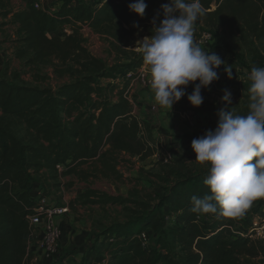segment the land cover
Masks as SVG:
<instances>
[{
  "label": "trees",
  "instance_id": "trees-1",
  "mask_svg": "<svg viewBox=\"0 0 264 264\" xmlns=\"http://www.w3.org/2000/svg\"><path fill=\"white\" fill-rule=\"evenodd\" d=\"M27 1L24 9L3 14L17 28L16 56H28L31 64L52 58L72 62L75 77L56 88L0 78V112L12 116L35 137L25 141L0 124V264H51L32 261L29 251L37 235L28 216L39 198L49 197L39 185L41 170L57 171L63 164L66 173H71L76 166L107 155L113 159L108 158L109 162L116 163L122 153L142 158L154 154V147L141 136L146 122L135 113L130 99L113 100L107 92L114 86L101 84L102 78L114 80L134 73L143 58L138 64L107 66L85 47L81 33L87 26L121 45L132 44L138 30L133 21L139 14L129 5L136 0H63L55 10L37 8L34 0ZM200 2L205 12L197 20L213 33L214 41L215 29L224 26H236L245 33L264 30V0ZM145 3L161 21V5L171 0ZM127 85L128 81L122 87ZM206 175L199 172L175 181L157 204L137 202L143 208L141 213L105 228L87 249L84 264L100 258L106 264H245L244 256H259L264 252L260 240L228 232L237 223L235 217L190 211L193 195L209 193L203 183ZM36 188H40V196L35 194ZM106 200L114 197L106 196ZM262 214L264 197L254 200L239 216ZM165 220H172V225L165 227Z\"/></svg>",
  "mask_w": 264,
  "mask_h": 264
},
{
  "label": "rangeland",
  "instance_id": "rangeland-1",
  "mask_svg": "<svg viewBox=\"0 0 264 264\" xmlns=\"http://www.w3.org/2000/svg\"><path fill=\"white\" fill-rule=\"evenodd\" d=\"M40 1L42 7L50 10H53L57 3L60 6L63 4V0ZM27 3V0H3L0 6V78L54 88L72 81L75 77L70 70L72 62L64 64L52 58L46 63L31 64L28 63V56H16L17 28L3 14L7 10L20 11ZM215 8L213 5V9ZM153 17H156L154 8L148 5L144 17L138 15L134 19L133 25L138 24L139 27L132 44L121 45L113 37L96 34L84 26L81 29L84 45L94 56L104 60L107 66L129 62L138 64L143 57L138 50L137 41L153 35ZM159 22L158 18L157 25ZM215 30V48L214 44L211 48L213 47V52L218 54L224 63L215 69L219 79L202 88L204 99L199 107L193 106L187 99V94L193 91L195 84L199 83L198 80L187 86L186 95L174 103L171 109L157 105L150 85L142 84L136 76L128 80L126 87H122L124 82H121L120 76L114 80L101 79L103 86H114L107 92L113 100L121 96L130 99L135 113L146 122L141 136L154 147V154L142 158L122 153L117 157L116 163L109 162V159H113L107 155L105 158H95L82 163L71 173H66L67 166L63 164L57 166V171L46 168L40 171L43 176V180L39 182L42 191L57 205L68 207V212L59 220L62 228L60 254L49 260V263L84 264L82 259L87 249L97 242L99 234L105 228L116 222H125L136 213H141L143 208L137 202L157 204L175 181L195 173L208 172L207 163L201 164L195 160L192 140L217 126L218 111L227 104L222 101L224 89L232 93L229 110L237 115L248 114V88L251 84L248 73L253 66L264 67V30L258 28L255 32L245 33V30L240 31L236 26H224ZM206 31L207 28L197 20L194 24V40ZM56 34L62 35L60 31ZM142 66H145L144 62ZM227 67L232 69L231 78L225 71ZM76 68L73 67L74 70ZM145 69L148 72L147 66ZM0 124L25 141L35 139L23 124L10 115L0 112ZM35 192L42 193L40 188H36ZM106 196L114 197V200L107 201ZM239 217H235L237 223L232 228L247 230L253 218L258 221L264 219L261 215L238 220ZM165 222V227L173 223L172 220ZM228 232H232L231 228ZM102 260H91L87 264H100ZM35 262L46 261L38 258ZM243 262L264 264V252L255 258L244 256Z\"/></svg>",
  "mask_w": 264,
  "mask_h": 264
},
{
  "label": "clouds",
  "instance_id": "clouds-1",
  "mask_svg": "<svg viewBox=\"0 0 264 264\" xmlns=\"http://www.w3.org/2000/svg\"><path fill=\"white\" fill-rule=\"evenodd\" d=\"M147 7L145 0L129 5L142 18ZM161 8L163 19L158 25V16L153 17V35L137 41L154 100L172 109L186 95L187 86L198 80L187 99L199 107L204 99L202 88L219 79L215 69L224 63L218 54L205 52L194 41V24L205 9L200 0H171ZM225 71L231 78L232 69L227 67ZM248 79V114L237 115L229 110L232 93L224 89L222 101L227 104L218 111L217 126L192 140L195 160L208 164L203 183L209 193L191 197L190 211L197 215L236 217L254 200L264 197V67L253 66Z\"/></svg>",
  "mask_w": 264,
  "mask_h": 264
},
{
  "label": "built area",
  "instance_id": "built-area-1",
  "mask_svg": "<svg viewBox=\"0 0 264 264\" xmlns=\"http://www.w3.org/2000/svg\"><path fill=\"white\" fill-rule=\"evenodd\" d=\"M37 8H43L40 0H34ZM205 52L211 54L213 48L211 46L214 43V36L211 31H206L202 35L194 40ZM133 76H136L142 84H149V75L145 69V66L137 69L134 73H129L125 78H121V82H126ZM120 79V80H121ZM40 196L41 194L38 193ZM68 212V207L59 206L49 197L39 198L38 206L34 209V212L28 216L29 222L33 232L37 235L35 241L29 244V251L32 253L33 261L38 258L48 262L55 256L60 254V241L62 237V228L58 218L65 215ZM232 232L239 233L242 236L249 235L253 239L260 240L264 246V219L258 221L253 218L251 224L247 230H235L231 228ZM143 238H146L143 234ZM102 259V258H101ZM100 264H106V260L103 259Z\"/></svg>",
  "mask_w": 264,
  "mask_h": 264
},
{
  "label": "crops",
  "instance_id": "crops-1",
  "mask_svg": "<svg viewBox=\"0 0 264 264\" xmlns=\"http://www.w3.org/2000/svg\"><path fill=\"white\" fill-rule=\"evenodd\" d=\"M60 5L59 3H57L54 7L53 10H55L56 8H58ZM264 216V214L261 215V217ZM241 219L240 217L238 218V220ZM58 220H60V217L58 218ZM263 220V219H262ZM80 258V257H79Z\"/></svg>",
  "mask_w": 264,
  "mask_h": 264
}]
</instances>
